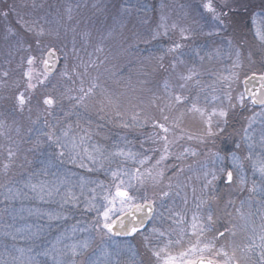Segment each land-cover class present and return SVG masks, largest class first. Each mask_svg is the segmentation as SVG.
I'll return each mask as SVG.
<instances>
[{
	"label": "snow or ice",
	"instance_id": "obj_1",
	"mask_svg": "<svg viewBox=\"0 0 264 264\" xmlns=\"http://www.w3.org/2000/svg\"><path fill=\"white\" fill-rule=\"evenodd\" d=\"M73 3L0 0V264H264V0H186L176 18L161 4L144 31L124 20L147 24V3ZM225 54L227 75L207 66ZM248 110L237 141L230 121ZM108 125L139 132V150L127 135L95 143ZM221 183L247 200L224 202ZM81 203L90 223L46 242Z\"/></svg>",
	"mask_w": 264,
	"mask_h": 264
},
{
	"label": "rangeland",
	"instance_id": "obj_2",
	"mask_svg": "<svg viewBox=\"0 0 264 264\" xmlns=\"http://www.w3.org/2000/svg\"><path fill=\"white\" fill-rule=\"evenodd\" d=\"M145 1L148 4V1L149 0H132V3L133 4H135V3H145ZM51 2L53 4H56L57 3V0H51ZM70 2H73V0H59V3L60 4H63V5H67ZM87 2H88V0H83V3H87ZM105 2L108 3L109 5H111L113 2H118V0H105ZM185 2H186V0H156V8H160V5L161 4H165L166 7H167L168 15L171 18H176L180 14V5L182 3H185ZM254 2H258V0H254ZM80 10H82V9H80ZM89 11L91 12V10H89ZM89 15H88V17L93 16V14H89ZM88 17H87V19H88ZM126 19H127L128 23H129V24H126V25H130V28H132V29L134 28V30L137 29L138 25L132 24L133 21H135L136 19L137 20L139 19L140 22L142 21V19L139 16H132V17H128ZM140 24L142 25V22ZM95 25H96V23H94V27H95ZM141 25L139 26V31H142V26ZM87 30L89 31V29H87ZM92 30H95V29H92ZM245 31L247 32L246 29H245ZM256 43H258V42H256ZM205 51L207 52L208 50L206 49ZM2 56H3V54L0 53V59H2ZM226 61H227V56L225 54V56L223 57L222 60H213L211 62H208L207 63V66L209 68H215L217 71L222 72L224 75H227V72L224 71V70L226 68L230 67V65L227 64ZM255 111L256 112H259L260 110L259 109H255ZM252 115H253V111L252 110L245 111L244 112V116H243V123H241V125H240L236 121L237 123H236V126H234V128H235V131H236L235 139L237 141H239L240 136L243 134L242 133V129L246 126V119L249 118V117H251ZM261 119L262 118H259L258 117L257 120H256V123L254 125V127L257 130V133L259 132L260 127L262 126L261 125ZM112 132H114L115 134H118V136L116 138H112L111 139V142H108V143L101 142L100 143L98 140H96L94 138H93V141L95 143L101 144L104 147H110L112 144L118 142V139L119 138L124 137L127 134L126 133L127 131H122V130H119L118 128H116ZM112 132H111V134H112ZM129 141H132V140H129ZM218 149L219 148H213V149H211V152H205L204 155H202V156H200L198 158L199 161L200 162H203L205 164H211L212 162L215 161V157L211 153H215ZM219 154L221 156L226 155V153H224L222 151ZM236 154L238 156H241L243 158V157H246L247 156V151L244 150L243 152H238ZM241 163H246V162L242 159L241 160ZM223 164H226L229 167H231L232 161H231L230 156H229V158L227 160H224L223 161ZM219 166H220V164L219 163H216V167H219ZM69 167H71V166H69ZM193 167H196V165L194 164ZM20 171L21 170H19V169L15 170L12 173L11 177H9V178H11V179H19L20 178V175H18V173ZM74 171L76 173V176L73 177L74 182H76L77 181V178L78 177H81V176L86 181H90V180H105V176H104V174L102 172H98V173H88L86 169H74ZM248 175H249V179H251V173L250 172H249ZM180 179H183V178L181 177ZM6 182H7V180H5L3 183H6ZM197 188H198V185H197ZM219 189H220L219 196H221L223 198V201L224 202H226L229 199H232L237 204V206H239V203H240L241 200H247V193L241 194L240 192H238L236 190L235 187L230 191L229 189H227L226 187H224V185L221 183V184H219ZM74 190L77 192V194H79V188H76ZM85 195H87V190L85 191ZM256 199L258 200L259 198H256ZM38 203L39 202L37 201V204ZM177 205L182 207V205H180V200L179 199H177ZM189 205H190V208H194V204L191 203V196H189ZM25 206H28L27 203H26ZM33 206H35V205H33ZM42 207L45 210H56L57 209V206H56L55 203L45 204ZM83 207H84V205H83V203H81V205H80L79 208L74 209L70 214H68L69 215V219H68L67 224H64L63 221H61L59 224H54L53 227L50 230L46 228L45 229L46 242L54 241L55 238H56V236L59 233H61L62 231H64L65 229L71 230L72 227H74V226L77 225V221H80L81 224L90 223V221L92 219V216L90 214H88V213H85L83 211ZM245 210H247V207H246ZM252 210L255 211V207H253ZM0 211H2V210H0ZM190 214L191 213H189V215ZM28 222L29 223H32V222H37V221H36V218L35 217H32V218H30L28 220ZM256 223L259 224V219L258 218L256 220ZM148 227H151V225H149ZM78 235H84V234L83 233H78ZM117 239L119 241H121L122 242V245H124V246H126L128 244H131L132 247H133V250H136L137 248H140V241H139L138 238L137 239H133V238H117ZM236 239H237V242H240L243 239V236L239 234V230H238V235H237V238ZM99 244H100V241L97 239L96 245H99ZM125 260H127V256H125Z\"/></svg>",
	"mask_w": 264,
	"mask_h": 264
},
{
	"label": "trees",
	"instance_id": "obj_3",
	"mask_svg": "<svg viewBox=\"0 0 264 264\" xmlns=\"http://www.w3.org/2000/svg\"><path fill=\"white\" fill-rule=\"evenodd\" d=\"M63 2V1H62ZM70 3H73V2H70ZM146 3V1H145ZM148 5H149V8H150V11L148 12L149 14L148 17H149V20H148V23L145 24L143 23L142 21V25L140 24V20L136 19L135 21H133L132 24L134 25H138L137 29L136 30H139V26L141 25L142 26V31L146 30L149 26H151L153 29L155 28L156 24L159 23V9L160 8H156V0H149L148 1ZM73 6H74V3H73ZM152 7H155L156 8V11L153 12L151 11V8ZM82 10H80L79 12V16L82 18L83 21H86L88 20L89 18H91L93 21L95 20V17L94 16H91V17H88L89 14H92V12H90L89 10L90 9H86L84 7H81ZM85 11V12H84ZM90 16V15H89ZM88 17V19H87ZM141 18V17H140ZM86 19V20H85ZM105 23H111L110 21H105ZM124 23L125 24H129L127 19L125 18L124 20ZM86 29H89V31L93 32L95 34L96 31H98L100 29V25L96 24L95 27H94V23H92V25L89 27L87 24L85 25ZM127 27L129 29H132L130 28V25H127ZM92 29H95V30H92ZM134 29V28H133ZM173 39H178V36H173L172 37ZM247 40L249 41V43H256L258 41H254L253 40V36L249 33L247 35ZM144 45H141V48H143ZM2 59H3V56H2ZM140 70V67L139 65H137L134 69H133V79H135V74L137 72H139ZM154 79H157V80H160L161 83L163 81V76H155L153 77ZM258 109V108H257ZM243 116H244V112L243 113H240L239 111L237 112V114L234 116V118L230 121V124H231V127L229 128V133L232 134L233 138H235V134H236V131H235V128L234 126H236V123L238 122L240 125L241 123H243ZM237 121V122H236ZM95 128V126H94ZM116 128L114 127H111V125H108L104 128V131L100 134V137L97 138V137H93L94 139L98 140L100 143L101 142H105V143H108V142H111V139L112 138H116L118 136V134H115L114 132H112L113 130H115ZM120 130V129H119ZM234 130V131H233ZM112 132V134H111ZM127 134V138L129 140H132L131 143L132 145L136 148V150H139V145H138V141L136 140V137L139 135V132H126ZM105 135V136H104ZM141 139H143V137H141ZM95 140V141H96ZM6 142L3 140V139H0V145H3L5 144ZM145 147H148V145L146 144ZM223 145L217 144V148H222ZM15 171V170H14ZM13 171V172H14ZM12 175V174H11ZM18 175H20V172L18 173ZM8 179V178H7ZM3 175H0V184H2L5 180H7ZM126 261V264H127V260Z\"/></svg>",
	"mask_w": 264,
	"mask_h": 264
}]
</instances>
